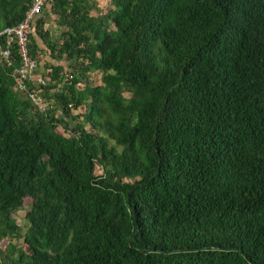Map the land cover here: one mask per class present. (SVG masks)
Wrapping results in <instances>:
<instances>
[{"label":"trees","instance_id":"obj_1","mask_svg":"<svg viewBox=\"0 0 264 264\" xmlns=\"http://www.w3.org/2000/svg\"><path fill=\"white\" fill-rule=\"evenodd\" d=\"M27 49L26 90L0 57V264H264V0H52Z\"/></svg>","mask_w":264,"mask_h":264},{"label":"built area","instance_id":"obj_2","mask_svg":"<svg viewBox=\"0 0 264 264\" xmlns=\"http://www.w3.org/2000/svg\"><path fill=\"white\" fill-rule=\"evenodd\" d=\"M52 0H32L30 6L25 11L23 18L14 26L4 28L0 31V35L6 36V45L0 51V57L9 65L10 63V48L11 44H15L17 55L20 59V64L13 70L14 75L17 76L16 88L18 90H26L25 80L34 79L36 84H43L40 76L34 74L36 68V61L28 56L27 37L31 30V23L35 17L41 12L45 5L51 3ZM27 96L31 103L43 110L45 105L40 97V92L37 89L28 91Z\"/></svg>","mask_w":264,"mask_h":264},{"label":"rangeland","instance_id":"obj_3","mask_svg":"<svg viewBox=\"0 0 264 264\" xmlns=\"http://www.w3.org/2000/svg\"><path fill=\"white\" fill-rule=\"evenodd\" d=\"M94 1L96 2L97 7L99 9H101V10H105V9H107L109 7V0H94ZM47 12H48V9L45 8L44 9V12H43V17L45 19L44 27H46L47 29H49L51 31V34H52L53 37L54 36L56 37L58 35V31L55 28L54 23H53V21H54L55 18H54L53 15H51L50 13H47ZM44 59H47V58L44 57ZM50 63H55V61L54 60H51ZM59 63H61L64 66H66L64 64L65 61H63V60L59 61ZM89 77H90L89 80H91L93 82V84H99L100 83V81H99V73H97V72H91L89 74ZM81 86H82V84H78V88H81ZM49 93H52V90H50ZM125 95H127V94H125ZM43 103H44V105H47V101L46 100H44ZM47 106H49V105H47ZM72 112L73 113H76V112H78V109L77 110H74L73 109ZM55 115L57 117L61 116V113H60L59 109H56L55 110ZM56 130L59 131V132H61V129L60 128H56ZM96 173H99V169L98 168H96ZM28 201L29 200L26 199L24 201V203H23L22 208L13 211L12 214H11V217L14 219L15 223L19 227L20 233H23L25 231V229H26V223H25V219H24V213H25V211L27 209V202ZM14 242H15V245L16 246L22 245L21 239H19L17 241L13 240V243ZM5 243H6L5 241H1L0 242V248L1 249L4 247Z\"/></svg>","mask_w":264,"mask_h":264}]
</instances>
